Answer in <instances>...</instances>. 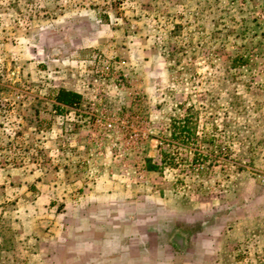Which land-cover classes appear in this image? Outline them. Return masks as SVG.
<instances>
[{"label": "rangeland", "instance_id": "rangeland-1", "mask_svg": "<svg viewBox=\"0 0 264 264\" xmlns=\"http://www.w3.org/2000/svg\"><path fill=\"white\" fill-rule=\"evenodd\" d=\"M263 181L264 0H0V264H264Z\"/></svg>", "mask_w": 264, "mask_h": 264}, {"label": "crops", "instance_id": "crops-1", "mask_svg": "<svg viewBox=\"0 0 264 264\" xmlns=\"http://www.w3.org/2000/svg\"><path fill=\"white\" fill-rule=\"evenodd\" d=\"M62 89H64V90H66V91H71V92H74V93H77V94H79L80 96H81V104H79V107L77 108V109H73V108H68V107H65V106H63V105H61V106H59V108H54L53 106L55 105V102H54V100H52L51 101V103H52V107L54 108V111H53V113H55V111H57V112H59V113H61L60 115H58V117L59 118H61L62 120H66V122H67V120H69L68 118H70V120L71 121H73L74 120V117L76 118V119H78V116H79V113H83V112H81V110L79 109V108H82L83 106H85L86 105V103H83L84 102V100H83V94L81 93V91H79V90H75V89H72V88H69V87H61ZM85 113V112H84ZM56 114V113H55ZM72 116H74L73 118H72ZM72 118V119H71ZM75 121V120H74ZM64 122V121H63ZM106 169L104 170V172H103V174H102V176L97 180V183L95 184V183H92V186H91V188L92 189H94L95 190V193H93L92 191L90 192V193H88V194H86L85 195V198L84 199H93V201H95L96 200V198L97 199H100V198H106V200L107 199H109V198H111V199H116V197H113V194H110V193H99V191H101V190H105V188L108 190H110V188H111V185H114V182L113 181H111V180H107L106 178H105V176H106ZM107 180V181H106ZM116 196V195H115ZM109 197V198H108ZM108 212L107 213H109V215H111V217H115V215H114V213H111V211H109V210H107ZM92 215H94L95 216V214L94 213H92ZM118 216L119 217H122V218H127V217H130L131 216V214H130V212L129 213H125V210H122V212H121V214L119 213L118 214ZM123 224H124V221L122 222ZM119 225V226H114V225H110V226H113V228H115V229H113L112 227L110 228V229H107L108 230V232L109 233H111V234H113V233H119L120 235L122 234V233H126V227H125V225ZM205 229H203L200 233H199V235H201V233H203V234H205V231H204ZM144 231L143 230H140V232L139 233H143ZM97 233H100V231L99 232H97ZM94 235L96 234V233H93ZM123 235V234H122ZM176 242V241H175ZM122 247V244H120L119 245V248H121ZM179 247L180 246H175V245H172L171 246V249H173L174 250V252L175 253H177V249H179ZM93 250L95 251V252H97V256L99 257V258H101L100 256H101V252H100V250L99 249H97L95 246H93ZM122 250V249H121ZM123 250H126V246H125V244L123 245ZM113 258H116V256H113ZM127 258H124L122 261H120V264H128V263H131V259H129V260H126ZM116 259H114V264H115V261ZM179 260V258H177V260H176V262H179L178 261ZM105 264V263H104Z\"/></svg>", "mask_w": 264, "mask_h": 264}, {"label": "trees", "instance_id": "trees-1", "mask_svg": "<svg viewBox=\"0 0 264 264\" xmlns=\"http://www.w3.org/2000/svg\"><path fill=\"white\" fill-rule=\"evenodd\" d=\"M53 100L55 102V105L53 106L54 108H59L61 105L68 108H75L79 106L81 102V96L77 93L60 89L55 94ZM188 124V119H184V121L181 122V126L177 128L179 136L190 135L191 129L189 128Z\"/></svg>", "mask_w": 264, "mask_h": 264}, {"label": "built area", "instance_id": "built-area-1", "mask_svg": "<svg viewBox=\"0 0 264 264\" xmlns=\"http://www.w3.org/2000/svg\"><path fill=\"white\" fill-rule=\"evenodd\" d=\"M98 121L103 122V127L105 131L110 132L113 129V122L104 117L100 118ZM264 184V181H263Z\"/></svg>", "mask_w": 264, "mask_h": 264}, {"label": "flooded vegetation", "instance_id": "flooded-vegetation-1", "mask_svg": "<svg viewBox=\"0 0 264 264\" xmlns=\"http://www.w3.org/2000/svg\"><path fill=\"white\" fill-rule=\"evenodd\" d=\"M179 231V230H178ZM179 236H181V235H179Z\"/></svg>", "mask_w": 264, "mask_h": 264}]
</instances>
